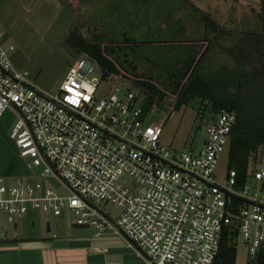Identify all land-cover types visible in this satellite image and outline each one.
<instances>
[{
	"label": "built area",
	"instance_id": "obj_1",
	"mask_svg": "<svg viewBox=\"0 0 264 264\" xmlns=\"http://www.w3.org/2000/svg\"><path fill=\"white\" fill-rule=\"evenodd\" d=\"M11 49L0 42V117L13 114L9 137L28 173L11 184L0 178V210L8 220L34 209L67 211L70 222L92 227V236L121 235L145 264H211L229 225L248 256L264 250V167L250 168L241 185L234 168L224 182L215 176L233 111L220 108L210 117L199 149L170 150L161 143L162 121L146 122L152 110L144 112L136 89L96 97L103 78L89 54L68 66L57 92L47 93L12 66ZM122 175L132 181L122 184ZM46 177L68 193L44 184ZM98 200L116 203L120 212L112 217Z\"/></svg>",
	"mask_w": 264,
	"mask_h": 264
},
{
	"label": "rangeland",
	"instance_id": "obj_2",
	"mask_svg": "<svg viewBox=\"0 0 264 264\" xmlns=\"http://www.w3.org/2000/svg\"><path fill=\"white\" fill-rule=\"evenodd\" d=\"M259 2L260 0H0V42L13 45V49L8 51L12 66L17 70H26L36 87L43 92H57L68 66L76 58L88 54L77 53L66 44L65 38L72 30H76L89 43L105 42V47L115 50L113 55L123 69L135 76H150L168 89L171 84L164 78L167 70L171 66L178 67V63L188 66L200 54L203 57L196 68V74L205 79L214 76L220 65L238 67L239 61L227 49L240 38L245 29L264 31V13ZM203 15L218 21L225 29L217 32L212 30L203 21ZM114 43H120L121 46ZM126 52L129 55H125ZM139 56L147 57V60L142 62ZM94 65L98 68L96 61ZM258 65L255 62L247 67L256 70ZM94 74H98L97 69ZM128 88H134L137 92L139 90L131 78L101 79L96 97H106L110 92L123 97ZM166 101L170 103L162 108H151L152 112L146 122L162 121L161 143L166 148L199 149L203 144L208 122L205 111L201 110L209 109L206 101L194 98L179 108L172 107L173 96H166ZM195 110L198 113L201 110L197 117ZM4 112V116L14 121L9 110ZM1 156L0 150V165ZM254 160L256 165L264 167V146ZM226 164L227 147L222 150L215 165V176L219 182L225 180ZM32 172L37 179L41 177L37 175L36 167ZM2 180L11 184L16 178ZM119 180L122 184H127L132 178L122 175ZM41 181L53 186L60 194L68 193L53 177L42 178ZM95 202L112 217L120 212L119 206L110 200ZM31 216L35 219L36 226L30 225L23 216H15L18 233L25 231L34 235L50 234L51 231L45 229L47 221L50 222L52 231L56 230L61 234L74 227L67 223L73 216L67 211L63 215L54 216L49 211L34 209ZM58 223L60 227L57 226ZM0 226L8 232L14 229L13 221L8 220L6 213L1 210ZM73 230L79 233L77 229ZM247 257L246 247L241 238H238L235 264H246Z\"/></svg>",
	"mask_w": 264,
	"mask_h": 264
},
{
	"label": "trees",
	"instance_id": "obj_3",
	"mask_svg": "<svg viewBox=\"0 0 264 264\" xmlns=\"http://www.w3.org/2000/svg\"><path fill=\"white\" fill-rule=\"evenodd\" d=\"M259 3L264 13V0H260ZM202 19L216 32L225 29V26L207 15H203ZM65 42L77 53L86 52L93 57L103 79L131 78L134 85L139 88L138 94L143 100L144 112L150 111L153 106L162 108L166 103L169 104L170 102H165L166 96H173V108L186 105L194 98L206 101L209 109L201 110L205 111L207 121L220 108L233 111L235 121L226 146V169H235L237 184L241 185L250 168L258 167L254 159L260 148L264 146V31L262 29H245L240 38L228 46L227 51L239 61L238 67L228 68L220 65L214 76L205 79L196 74L202 55L187 79L196 58L188 66L180 63L178 67L171 66L164 77L171 84L168 89L150 76H135L123 69L113 55L115 50L105 47L107 46L105 42L89 43L76 30L68 32ZM114 44L121 46L120 43ZM125 55L129 54L126 52ZM255 62L259 63L256 70L247 67ZM199 113L196 111V117ZM237 240L236 228L233 225L225 227L221 234L218 252L211 264H235ZM246 264H264V250H260L255 256H248Z\"/></svg>",
	"mask_w": 264,
	"mask_h": 264
},
{
	"label": "crops",
	"instance_id": "obj_4",
	"mask_svg": "<svg viewBox=\"0 0 264 264\" xmlns=\"http://www.w3.org/2000/svg\"><path fill=\"white\" fill-rule=\"evenodd\" d=\"M4 113L0 117V178L18 179L28 173V168L9 137L13 120ZM31 213L23 217L30 225L36 226ZM67 223L79 233L73 228L63 234L52 231L49 221L45 229L51 231L50 234L18 233L17 221L13 222L12 232L0 226V264H145L143 258L126 245L121 235L105 233L92 236V227L74 224L69 219Z\"/></svg>",
	"mask_w": 264,
	"mask_h": 264
},
{
	"label": "water",
	"instance_id": "obj_5",
	"mask_svg": "<svg viewBox=\"0 0 264 264\" xmlns=\"http://www.w3.org/2000/svg\"><path fill=\"white\" fill-rule=\"evenodd\" d=\"M201 56H202V54H200V55L198 56V58L195 60V62H194V64H193V66L191 67V70H190L188 76L186 77V79H187V78L189 77V75L194 71V69H195V67H196V65H197V63H198V61L200 60ZM140 58L142 59V62L145 60V57H143V56H140ZM140 65H141V63L138 64V67H139V68H140Z\"/></svg>",
	"mask_w": 264,
	"mask_h": 264
}]
</instances>
